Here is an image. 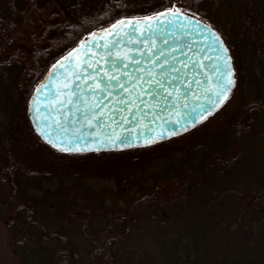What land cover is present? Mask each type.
I'll return each mask as SVG.
<instances>
[{
    "label": "trees",
    "instance_id": "obj_1",
    "mask_svg": "<svg viewBox=\"0 0 264 264\" xmlns=\"http://www.w3.org/2000/svg\"><path fill=\"white\" fill-rule=\"evenodd\" d=\"M175 8L229 47L236 80L220 109L143 147L65 153L40 140L27 107L56 59L117 20ZM48 150L130 155L112 190L48 179L29 163ZM0 219L13 254L0 264H264V0H0Z\"/></svg>",
    "mask_w": 264,
    "mask_h": 264
},
{
    "label": "water",
    "instance_id": "obj_2",
    "mask_svg": "<svg viewBox=\"0 0 264 264\" xmlns=\"http://www.w3.org/2000/svg\"><path fill=\"white\" fill-rule=\"evenodd\" d=\"M85 55L96 68L83 66ZM227 71L234 81L229 99L232 55L220 32L198 16L175 8L123 18L92 31L48 67L30 95L28 120L59 152L148 146L220 109L228 99L219 103L216 94Z\"/></svg>",
    "mask_w": 264,
    "mask_h": 264
},
{
    "label": "rangeland",
    "instance_id": "obj_3",
    "mask_svg": "<svg viewBox=\"0 0 264 264\" xmlns=\"http://www.w3.org/2000/svg\"><path fill=\"white\" fill-rule=\"evenodd\" d=\"M129 155V153H103L98 155L66 156L53 154L48 150L43 153V156L37 155L33 159L31 158L29 163L33 169L47 170L51 176L48 179H55L59 174H62L63 177L75 175L80 177L79 181L85 184H92L96 187L105 186V189L111 188L113 190L119 186L115 181V173L119 170L120 165L123 164L125 157ZM52 183L56 186L60 185L59 181ZM114 198L115 194L111 195L106 191V195L103 197L104 201H101V204L111 203ZM91 199L87 200V203H78L85 205V207L93 206L96 203ZM2 252L7 253L10 257L13 256L11 238L6 229V222L0 219V258Z\"/></svg>",
    "mask_w": 264,
    "mask_h": 264
},
{
    "label": "snow or ice",
    "instance_id": "obj_4",
    "mask_svg": "<svg viewBox=\"0 0 264 264\" xmlns=\"http://www.w3.org/2000/svg\"><path fill=\"white\" fill-rule=\"evenodd\" d=\"M119 23H123L122 21ZM113 27L115 28L116 25H113ZM218 40V37H217ZM114 46V45H113ZM226 51V49H225ZM82 60L84 61L83 66L85 68H96V64L95 63H87V55H85L84 57H82ZM225 63L227 64V60L225 61ZM61 68L64 67L63 64L60 65ZM231 75L232 73L230 71H227L224 76L222 77L223 83H222V90L221 92L217 93V100L219 101V103H223L224 100L228 99V91L227 89L234 83V81L231 79ZM81 77L79 75L76 76V79L79 80ZM85 80L89 79L88 77H84ZM113 79H115V77H113ZM90 86V85H89ZM65 87H67V85H65ZM100 85L97 84L96 88H99ZM221 97H223V99H221ZM219 106V104H217V107ZM96 107H99L98 105ZM45 119H47V117H45ZM54 146L55 143L53 142Z\"/></svg>",
    "mask_w": 264,
    "mask_h": 264
}]
</instances>
